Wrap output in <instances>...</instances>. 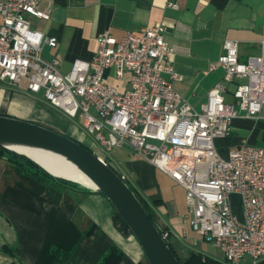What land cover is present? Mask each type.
<instances>
[{
    "label": "built area",
    "instance_id": "1",
    "mask_svg": "<svg viewBox=\"0 0 264 264\" xmlns=\"http://www.w3.org/2000/svg\"><path fill=\"white\" fill-rule=\"evenodd\" d=\"M42 2L0 0V80L13 87L24 82L28 93H42L51 106L77 119L108 164L115 148L128 147L180 184L186 224L228 264L264 257V147L242 140L224 157L215 146L231 134L232 119L255 118L264 107V39L258 53L244 60L237 41H223V52L210 67L223 69L222 81L195 109L162 76L180 78L170 63L162 24L119 39L105 31L91 59H74L61 73L57 60L42 55L43 46L55 47L57 38L29 20L49 19L50 9ZM108 70L118 80L128 73L129 88L109 83ZM233 82L234 101L228 102L226 83ZM160 232L165 240L171 235Z\"/></svg>",
    "mask_w": 264,
    "mask_h": 264
},
{
    "label": "crops",
    "instance_id": "2",
    "mask_svg": "<svg viewBox=\"0 0 264 264\" xmlns=\"http://www.w3.org/2000/svg\"><path fill=\"white\" fill-rule=\"evenodd\" d=\"M41 6L49 7V19L29 20L46 36L57 38L55 47L43 46L42 55L57 60L61 73L74 59H91L105 31L119 39L162 24L171 48L170 63L180 78L162 76L195 109L222 81L223 69L210 67L222 54L223 41H237L238 56L244 60L258 53L264 39V0H43ZM106 75L118 89L129 88L128 73L120 80L112 70ZM226 86L225 100L233 102L235 83ZM0 114L56 129L85 146L92 144L98 154L102 151L80 124L51 106L42 93H28L24 82L13 87L0 80ZM231 134L233 146L242 140L256 145L264 139V107L255 118L232 119ZM1 158L8 166L6 170L0 166V264H97L111 245L122 252L118 264H148L133 236L114 226L113 208L104 195L46 180L61 191L59 198L44 190L34 194L29 179H22L0 152ZM109 161L154 212L157 224L171 232L169 242L181 260L191 252L204 253L201 243L209 241L201 240L186 224L185 190L180 184L128 147L115 148ZM179 247L185 250L183 257ZM242 260L264 264V257L255 263L249 257Z\"/></svg>",
    "mask_w": 264,
    "mask_h": 264
},
{
    "label": "water",
    "instance_id": "3",
    "mask_svg": "<svg viewBox=\"0 0 264 264\" xmlns=\"http://www.w3.org/2000/svg\"><path fill=\"white\" fill-rule=\"evenodd\" d=\"M0 148L31 160L55 178L28 153L17 148L48 152L69 163L91 182V186L65 179L106 197L148 264H181L123 177L84 144L49 127L0 114Z\"/></svg>",
    "mask_w": 264,
    "mask_h": 264
},
{
    "label": "trees",
    "instance_id": "4",
    "mask_svg": "<svg viewBox=\"0 0 264 264\" xmlns=\"http://www.w3.org/2000/svg\"><path fill=\"white\" fill-rule=\"evenodd\" d=\"M233 145H234V141H233L232 134H230L228 137L220 138V139H217L215 141V146H216L219 154L221 156H224V157L226 156L228 148H230ZM3 151H6V150H3L2 148H0V152H3ZM6 152H8L10 154V157L8 158V160L10 161L11 165L13 166L14 171L22 179H24V180L29 179V181L31 182V185L33 187L32 192L34 194L41 193V191L44 190L45 193L48 194L50 197H52L54 199L59 198V196L61 195V193H60L61 191L59 192V190L55 186H53V187L48 186L47 183L44 182L43 180L54 181L55 183H58L59 185H64V182H66V180L52 177L47 172L42 170L39 166H37L34 162H32L31 160H29L23 156L17 155L15 153H12L9 151H6ZM31 167L33 168L34 172L30 171ZM115 171L121 176V174L116 169H115ZM123 179L129 185V187L133 190V192L135 193V195L137 196V198L140 200L143 207L145 208L150 219L155 223V225L158 227V229L160 231L162 229H166V228L160 227L157 224V220H156L154 212L146 205V203L140 197V195L136 192V190L129 184L128 180H126L124 177H123ZM234 203H235V205L237 204L236 198H234ZM112 221H113L114 226L120 232H122L123 234H131L129 232L126 224L124 223V221L121 219V217L118 215V213H116L114 211V209H113V213H112ZM166 230H168V229H166ZM169 239H170V237L168 239H166V241L168 242L170 249L173 251V253L178 258V260L181 264H228L224 261H219L217 259H214V258H212V257H210V256H208L202 252H191V253H189V255L185 259L181 260L178 257L173 246L169 242ZM121 258H122V252L115 245H111L97 264H118V262L120 261Z\"/></svg>",
    "mask_w": 264,
    "mask_h": 264
},
{
    "label": "bare ground",
    "instance_id": "5",
    "mask_svg": "<svg viewBox=\"0 0 264 264\" xmlns=\"http://www.w3.org/2000/svg\"><path fill=\"white\" fill-rule=\"evenodd\" d=\"M19 151L28 153L33 159H35L45 170L50 174L55 175L57 178L64 180H74L78 181L82 185L91 186V182L77 171L72 165L61 160L57 156L36 150V149H27V148H17ZM67 178V179H65Z\"/></svg>",
    "mask_w": 264,
    "mask_h": 264
},
{
    "label": "rangeland",
    "instance_id": "6",
    "mask_svg": "<svg viewBox=\"0 0 264 264\" xmlns=\"http://www.w3.org/2000/svg\"><path fill=\"white\" fill-rule=\"evenodd\" d=\"M72 121L74 122V123H76V124H80V122L76 119H72ZM44 126V125H43ZM52 129V128H51ZM54 130H56V129H54ZM56 131H58V130H56ZM58 132H60V133H62L61 131H58ZM62 134H64V133H62ZM68 136V135H67ZM238 136H243L244 137V134L243 133H238ZM88 146V148H90L94 153H96L97 154V150L95 149V147L92 145V144H89V145H87ZM256 146H258V147H264V139H258V142L256 143ZM1 153H4L5 154V157H7V158H9L10 157V154L8 153V152H6V151H3V152H1ZM0 166H1V168H3V169H5L8 165H7V160H5L4 158H1V160H0ZM29 167V166H28ZM30 169H33L32 167L30 168ZM6 170V169H5ZM59 179V178H58ZM52 182H54V181H52ZM130 184V183H129ZM69 185H77V184H75V183H73V182H70V181H67L66 180V182H64V185L63 186H69ZM131 185V184H130ZM132 186V185H131ZM133 187V186H132ZM235 210H236V213L238 214V216L241 218V210L239 209V206H238V204H236L235 206ZM177 251H178V254H179V256L180 257H183L184 256V254H185V250H184V248H177ZM201 251H203L205 254H207L208 256H210V257H212V258H214V259H218V260H222V259H224L223 258V255H222V253L214 246V245H212L211 243H209V242H202L201 243ZM248 263V260H242L241 262H240V264H247Z\"/></svg>",
    "mask_w": 264,
    "mask_h": 264
}]
</instances>
